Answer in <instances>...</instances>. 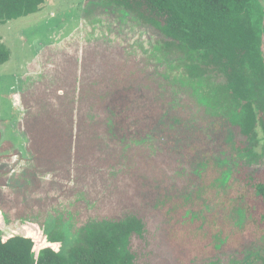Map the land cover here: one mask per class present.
Returning a JSON list of instances; mask_svg holds the SVG:
<instances>
[{"label": "rangeland", "instance_id": "1", "mask_svg": "<svg viewBox=\"0 0 264 264\" xmlns=\"http://www.w3.org/2000/svg\"><path fill=\"white\" fill-rule=\"evenodd\" d=\"M82 1L48 0L41 13L0 27V36L11 50V60L0 66L1 124L10 118L16 126L22 122L23 113L14 106L19 104L14 98L22 91H27L31 100L58 95L72 99L69 84L73 85L75 74L68 72L64 62L86 58V66L79 74L87 79L111 61L125 62L128 71L123 102L136 114L147 111L149 104L152 108L154 101L157 106L167 108L177 100L175 108L190 113L196 123L188 127L173 124L166 127L160 120L155 130L157 138L151 147V163H144L143 155L138 154L135 166H140L139 171L134 172L131 181L124 175L121 177V168L115 161L102 160L104 163H101L90 157L66 162L60 149L64 143L59 138L43 140L40 153L38 144L27 135L23 137L21 129L13 131L12 140L16 145L11 148L16 153L0 158V234L9 236L23 231L25 222L41 230L45 224L47 227L55 222L57 229L65 227L78 234L91 219L122 218L138 212L147 225L144 237H134L132 242L131 249L139 264H233L236 259L253 264L250 259L254 255L262 252L264 256V242L253 244L255 237L251 235V227L235 239L228 236L229 241L225 243L231 245L218 246L231 229L228 215H223V211H227L224 208L231 207L228 199H223L225 204L215 210L209 197L205 201H191L184 195L199 181L196 168L200 167L198 158H203V147L213 151L215 159L225 166L249 165L256 182L264 183V129H258L260 143L252 153L233 148L228 135L233 130L236 145L243 147L239 132H235L225 118L212 117L197 104L204 94L197 86H206L207 81L199 80L189 86L182 74L184 64L178 61L176 54L164 52V38L158 30L141 25L132 14L116 6ZM81 2L85 7L82 13L78 11ZM51 12L54 17L48 20ZM57 40L61 41L57 48L47 47ZM118 44L125 46V55L120 48H115ZM95 50L104 53L98 65L91 60L98 58ZM213 83L219 86L223 79L215 78ZM117 87L120 89L118 83ZM52 97L48 101L50 109L54 110L57 104L55 107ZM27 103L26 100L24 108ZM35 103L40 104L34 101L30 109L26 108V118L32 111L35 113V109L32 110ZM97 157L98 154H94L93 159ZM113 167H116L114 172ZM145 168L157 171L151 174L150 184L145 183L146 189H152L161 197L166 190L173 195L163 197L162 203L158 199L157 208L150 210L144 209L142 200H135L129 191L124 192L129 182L132 189L140 191L136 182L143 174L140 170ZM190 209L199 211L193 215L188 212ZM67 244L69 241L65 246Z\"/></svg>", "mask_w": 264, "mask_h": 264}, {"label": "trees", "instance_id": "2", "mask_svg": "<svg viewBox=\"0 0 264 264\" xmlns=\"http://www.w3.org/2000/svg\"><path fill=\"white\" fill-rule=\"evenodd\" d=\"M45 1L0 0V24L38 12ZM94 2L116 6L132 14L141 25L158 30L164 38V52L176 54L178 61L184 64L182 74L189 86L199 80L207 81L206 86L196 85L204 92L197 104L212 117L225 118L234 131L239 132L244 145H236L232 130L228 136L233 148L247 154L253 152L260 143L258 129H264V0H85L86 4ZM115 48H120L125 55V46L118 44ZM102 55L101 52L98 58L92 57V63L98 65ZM10 58L0 38V66ZM87 59L64 62L68 72L75 73L73 85L69 84L72 99L50 96L55 100L54 106L57 104L53 110L48 101L50 97L35 98L44 108L35 103L38 114L32 117L28 127L31 131L26 128V135L38 145L43 140L59 138L64 143L65 150L60 149L66 162L90 157L101 163H104L102 160L115 161L121 168V177L124 175L131 181L134 172L139 171L140 166H135L138 154L143 155L144 163H151V147H154L160 120L166 127L172 124L188 127L196 122L190 113L175 108L177 100L167 108L157 106L154 101L152 108L149 104L147 111L136 114L123 102L128 71L125 62L111 61L87 79L79 74ZM215 78L223 79V83L214 85ZM181 80L184 81L183 77ZM203 150V158H198L200 167L196 168L199 181L184 197L191 201H205L209 197L215 210L225 204L223 199H228L231 207L222 211L223 215H228L231 229L218 246L227 245L228 236L235 239L250 227L255 237L253 244L263 243L264 183L256 182L249 165L228 167L215 159L213 151L207 147ZM94 154L100 159H93ZM114 169L116 167L111 170L114 172ZM140 172L143 174L136 182L140 191L132 189L129 182L124 192L129 191L135 200H142L145 210L157 208L158 199L161 202L163 197L173 196L168 190L161 197L152 189H146L145 183L150 184L151 174L156 170L145 168ZM198 211L190 209L188 212L195 215ZM144 221L138 212L122 218L91 219L78 234L65 227L57 229L55 222L47 221L49 225L45 224L42 230L25 222L23 231L9 236L0 234V264H139L131 248L134 237L143 238L147 231ZM67 241L70 245L65 246ZM251 260L253 264H264L262 252ZM233 264L246 263L236 259Z\"/></svg>", "mask_w": 264, "mask_h": 264}, {"label": "crops", "instance_id": "3", "mask_svg": "<svg viewBox=\"0 0 264 264\" xmlns=\"http://www.w3.org/2000/svg\"><path fill=\"white\" fill-rule=\"evenodd\" d=\"M60 1V0H59ZM82 2H85L84 0L82 1ZM82 2H81V4L79 5L80 7H79V10H78V6H77V10L78 11H80L81 13H82V11L84 10V8L85 7H83V5H82ZM48 3V0H46L45 1V3L44 4H42L41 5V7H40V10L38 11V12H36V13H34V14H38V13H41L43 10H44V8L46 7L45 5ZM31 15H33V14H31ZM30 16V15H29ZM26 17H28V16H26ZM54 17V14H53V12H51V14H49L48 15V20L49 19H51V18H53ZM23 18V17H22ZM18 19H20V18H18ZM14 20H17V19H13V20H10V21H8V22H6V23H4V24H0V27L2 26V25H5V24H8L9 22H11V21H14ZM0 38H1V42H2V44L6 47V49L9 51V53L11 54V50L5 45V43H4V39L0 36ZM61 42V41H60ZM60 42H58V40H57V43H52V44H50V45H48L47 47H54V48H57V46L60 44ZM69 56H71V58H75L76 56L75 55H69ZM10 60H11V58H10ZM9 60V61H10ZM8 61V62H9ZM71 62H69L68 64H70ZM75 74V73H74ZM27 86V85H26ZM26 86L23 88V90L26 88ZM32 99V96H30V94H28L27 93V91L25 92V93H23V91L19 94V97H16V98H14V101H16V102H19V104H16L15 103V107H17V108H20L21 109V111H22V113H23V117H22V122L19 124V125H17L16 126V123L14 122V123H12V118H10L9 120H7L5 123H2L1 124V122H0V155H1V157L2 158H5V156H7L8 155V153H10V152H14V153H16L15 151H13L12 150V148L11 147H14L16 144H15V142L12 140V134H13V131H15V130H19V129H21L20 131H21V135L23 136V137H25L26 136V133H25V131H26V128H27V131H31V129H29L28 127H30V123L32 122V117H34V116H36L38 113L35 111V113H33V111L29 114V117L28 118H26V113H27V110L28 109H30L31 107H32V104H33V102L36 100V99H33V100H31ZM28 101V103H27V105H26V108H28V109H26V108H24V102L25 101ZM34 106H38V105H36V104H34ZM34 109H36V108H32V110H34ZM59 112H60V114H61V111L59 110ZM28 116V115H27ZM56 121L55 120H53L52 121V124L54 125V123H55ZM7 134V135H6ZM1 138H2V140H1ZM33 142V141H32ZM41 143H39V145H40ZM39 145H38V149H39ZM56 147V146H55ZM54 147V148H55ZM15 148H17L18 149V147H15ZM62 148V147H61ZM41 149L42 148H40L39 149V152L41 153ZM67 149V148H66ZM30 150V148H29V146H28V151ZM68 152H69V154H70V151L68 150ZM54 153V152H53ZM7 154V155H6ZM11 154V153H10ZM28 154V153H27ZM29 154H30V152H29ZM53 157H56V156H53ZM29 157H27L26 159H28ZM59 158V157H58ZM61 159V158H60ZM52 160H55V158L54 159H52ZM62 160H65V159H62Z\"/></svg>", "mask_w": 264, "mask_h": 264}]
</instances>
